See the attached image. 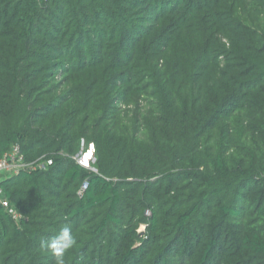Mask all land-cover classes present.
Listing matches in <instances>:
<instances>
[{"label":"trees","instance_id":"1","mask_svg":"<svg viewBox=\"0 0 264 264\" xmlns=\"http://www.w3.org/2000/svg\"><path fill=\"white\" fill-rule=\"evenodd\" d=\"M15 146L0 264H264V0H0Z\"/></svg>","mask_w":264,"mask_h":264},{"label":"built area","instance_id":"2","mask_svg":"<svg viewBox=\"0 0 264 264\" xmlns=\"http://www.w3.org/2000/svg\"><path fill=\"white\" fill-rule=\"evenodd\" d=\"M28 165L24 162V157L20 152V147L15 146L11 152L7 153L2 160H0V203L5 207H10L9 202L7 201L4 191L1 187V181L9 176L18 174L22 169L27 168ZM88 184L85 183L82 186L80 194L87 190ZM12 211H14L12 209Z\"/></svg>","mask_w":264,"mask_h":264},{"label":"clouds","instance_id":"3","mask_svg":"<svg viewBox=\"0 0 264 264\" xmlns=\"http://www.w3.org/2000/svg\"><path fill=\"white\" fill-rule=\"evenodd\" d=\"M76 240L72 234V228L64 225L58 234L51 239H41V247L49 249L56 257L57 264H64L65 253L74 247Z\"/></svg>","mask_w":264,"mask_h":264},{"label":"rangeland","instance_id":"4","mask_svg":"<svg viewBox=\"0 0 264 264\" xmlns=\"http://www.w3.org/2000/svg\"><path fill=\"white\" fill-rule=\"evenodd\" d=\"M77 162L84 167L92 168L95 163L93 148L82 149L77 156Z\"/></svg>","mask_w":264,"mask_h":264},{"label":"water","instance_id":"5","mask_svg":"<svg viewBox=\"0 0 264 264\" xmlns=\"http://www.w3.org/2000/svg\"><path fill=\"white\" fill-rule=\"evenodd\" d=\"M92 148H93V146H92ZM94 170V169H93Z\"/></svg>","mask_w":264,"mask_h":264}]
</instances>
